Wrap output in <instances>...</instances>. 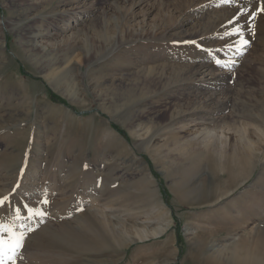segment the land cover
Returning a JSON list of instances; mask_svg holds the SVG:
<instances>
[{
  "label": "rangeland",
  "instance_id": "rangeland-1",
  "mask_svg": "<svg viewBox=\"0 0 264 264\" xmlns=\"http://www.w3.org/2000/svg\"><path fill=\"white\" fill-rule=\"evenodd\" d=\"M138 1L0 0V199L43 213L15 264L264 261V0Z\"/></svg>",
  "mask_w": 264,
  "mask_h": 264
},
{
  "label": "bare ground",
  "instance_id": "bare-ground-1",
  "mask_svg": "<svg viewBox=\"0 0 264 264\" xmlns=\"http://www.w3.org/2000/svg\"><path fill=\"white\" fill-rule=\"evenodd\" d=\"M145 0H139L138 2H137V4H136V2H135V5H139V4H141V3H143ZM234 18H232L231 20H229V23L233 20ZM189 20V19H188ZM186 23L187 22V19H186V21H181V22H177V24H173V25H178L177 27H182V26H184L183 25V23ZM230 28L229 29H232L233 30V32L234 31H236V32H238V35L239 34H243L245 31H247L246 29H244L243 27L242 28H236V27H233V26H229ZM245 36H247V34H245ZM244 38V37H243ZM246 39V38H245ZM240 45V44H239ZM238 44H237V46H239ZM208 64V61H205V63H203V64H200V65H202L201 67L203 68V66H206ZM196 69H198V68H196ZM198 72H200V68H199V70L197 71V73ZM188 73V72H186V71H180V72H178V73H176V75L174 74V75H170L169 77H168V81H169V83L167 84V85H169L170 84V81H172V83H179V82H185L188 78L187 77H189L191 74H190V72H189V76H186V74ZM195 73V72H194ZM196 74V73H195ZM195 76V75H194ZM193 76V77H194ZM178 78H180V79H178ZM185 80V81H184ZM219 82H220V80H218V79H215V80H213V83L215 84V85H217V84H219ZM167 83V82H166ZM205 83L206 82H202V85H205ZM213 84V85H214ZM184 85V84H183ZM176 87V86H175ZM131 97V96H130ZM210 99V98H209ZM201 104H203V103H201ZM206 105V104H205ZM226 106H228V101L227 102H224V103H221L219 106H217V107H215V108H217V111H222ZM201 107H204V105H201ZM194 110H195V108H194ZM211 110H213V109H211ZM185 112V111H184ZM197 112V111H196ZM180 113H182V112H180ZM189 114H191V113H189ZM197 114H199V113H197ZM192 116V115H191ZM244 117H246V118H248V119H250L251 121H254V122H256L258 125V127L259 128H261V132H263L264 133V119H256V118H252L251 116H244ZM260 118V117H259ZM202 120H206L204 117H200V121H202ZM211 125H213L212 123H211ZM212 136H211V132H206V134L204 135V137H203V140L204 141H207V142H209L210 140H212ZM247 144V151L246 152H244V153H236V154H232V155H228V157H227V162H231L232 163V166L231 167H233V168H235V169H238V175H239V173L240 174H243V176H244V178L243 179H245V178H247L248 177V174L251 172V170H252V167L254 166V164L257 162L256 160L259 158V154H257V148H259V145L258 144H256L255 142H247L246 143ZM257 151V152H256ZM198 152V151H197ZM199 153V152H198ZM199 154H203L202 152L201 153H199ZM199 156H201L200 157V161H201V163L202 162H205V158H204V156L203 155H199ZM226 163V162H225ZM200 165V164H199ZM224 165V164H223ZM224 167L226 168V166L224 165ZM224 167H222V170H225L224 169ZM229 178L230 179H232V181H234V183H235V185L237 186L239 183H237L236 182V180H235V178L234 177H232V176H229ZM264 184L262 185V184H258V186H256V187H259V189L258 190H264ZM210 190V189H209ZM201 192H203L204 190L203 189H201L200 190ZM221 191V190H220ZM227 191H230V190H227ZM258 192V193H261V192ZM209 192H212L211 194H214V193H216V192H219V191H217V189H216V187L214 186L213 188H211V190L209 191ZM256 192V191H255ZM206 193H208V188H206ZM202 194L203 193H199V195H201L202 196ZM252 194H254V195H257V194H255V193H252ZM254 197V196H253ZM6 200H5V202H4V204L3 205H0V209L1 208H3L4 209V211H5V217L2 219L1 217H0V221H3V222H6V221H8V220H10V218L15 214H13V212H12V209H13V211H15L16 209H19L20 210V216L22 217V219L20 220V221H18L17 223L18 224H23V225H25L26 227L25 228H27V227H29L30 226V223H29V221H28V214L27 213H29L28 211H27V208H30L29 207V205H28V202H26V201H24V200H22V199H18L17 200V202H18V206L17 207H13V204H12V199H13V195L11 196V195H9V196H6ZM256 200V199H255ZM257 203L258 202H256V201H251L250 199L247 201V202H245V206H246V208H250V209H253V208H255L256 210L258 209L259 210V207H262V205L261 206H257ZM260 203V202H259ZM262 204V203H261ZM258 205H260V204H258ZM3 206V207H2ZM255 210V211H256ZM260 211V210H259ZM261 216L262 218L264 217L263 215H264V211H261V213H257V214H255L254 216L256 217V216ZM258 218V217H257ZM31 220V219H30ZM261 221H263V220H260V222ZM259 222V223H260ZM18 231H21V229L20 228H18L17 229ZM114 231V230H113ZM118 236V235H117ZM116 236V237H117ZM148 235H143V234H138V238L139 239H141V240H143L144 238H146ZM32 238V236H30V235H26V238H25V240L26 241H29L30 239ZM134 239L133 238H130V239H128L127 238V236L125 235V234H123V236H121V237H117V239H115V242L116 243H119V244H122V243H131L132 241H133ZM257 257V256H256ZM256 257H253L252 255H250L249 253L247 254V255H245V256H242V255H240V254H238V251L235 249L234 251H231V254H230V257H229V261L232 263V264H264V261H262V260H260V259H258V258H256Z\"/></svg>",
  "mask_w": 264,
  "mask_h": 264
},
{
  "label": "snow or ice",
  "instance_id": "snow-or-ice-1",
  "mask_svg": "<svg viewBox=\"0 0 264 264\" xmlns=\"http://www.w3.org/2000/svg\"><path fill=\"white\" fill-rule=\"evenodd\" d=\"M238 32L234 31L229 33V35H236ZM248 41L242 40L239 47H246ZM221 67L226 65L220 64V61H216ZM0 199V205H3L5 200ZM47 203V201H42ZM29 212V219L32 216H42L43 213L39 210L33 211L32 208H27ZM22 217L20 216V210L16 209L15 214L10 218V220L3 222L0 221V264H15L16 258L19 256L20 250L23 247L24 240L28 232L33 231L31 227H27L26 231H18V228H24L23 224H18Z\"/></svg>",
  "mask_w": 264,
  "mask_h": 264
}]
</instances>
